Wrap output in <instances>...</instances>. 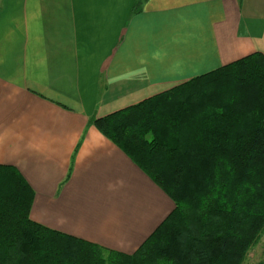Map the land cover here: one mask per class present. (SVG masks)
Instances as JSON below:
<instances>
[{"label": "crops", "instance_id": "0c3cea01", "mask_svg": "<svg viewBox=\"0 0 264 264\" xmlns=\"http://www.w3.org/2000/svg\"><path fill=\"white\" fill-rule=\"evenodd\" d=\"M0 0V165L31 220L132 254L174 203L91 121L251 53L264 0Z\"/></svg>", "mask_w": 264, "mask_h": 264}, {"label": "trees", "instance_id": "16d2710c", "mask_svg": "<svg viewBox=\"0 0 264 264\" xmlns=\"http://www.w3.org/2000/svg\"><path fill=\"white\" fill-rule=\"evenodd\" d=\"M91 123L171 198L172 212L124 254L31 220V187L0 165V264H243L264 229V55Z\"/></svg>", "mask_w": 264, "mask_h": 264}, {"label": "rangeland", "instance_id": "374dc122", "mask_svg": "<svg viewBox=\"0 0 264 264\" xmlns=\"http://www.w3.org/2000/svg\"><path fill=\"white\" fill-rule=\"evenodd\" d=\"M243 264H264V229L258 241L248 250Z\"/></svg>", "mask_w": 264, "mask_h": 264}]
</instances>
